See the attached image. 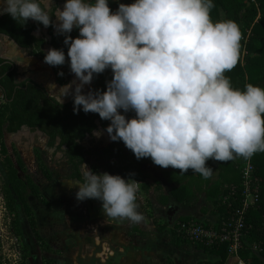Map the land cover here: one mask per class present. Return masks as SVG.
<instances>
[{
	"label": "clouds",
	"instance_id": "clouds-1",
	"mask_svg": "<svg viewBox=\"0 0 264 264\" xmlns=\"http://www.w3.org/2000/svg\"><path fill=\"white\" fill-rule=\"evenodd\" d=\"M0 5V15L19 25L31 19L64 37L68 59L63 48H49L44 63H68L74 79L49 83L48 89L61 104L71 96L74 113L82 109L110 121L93 131L95 137L106 131L138 160L151 158L181 174L191 169L205 179L214 171L209 159L227 162L264 152V88H233L225 76L237 64L241 36L234 22L212 21L213 0H133L114 11L109 0H65L54 13L53 0ZM108 69L106 90L83 91ZM129 112L134 116L127 118ZM134 175L95 172L83 162L82 180L64 183L78 188L77 201L99 200L105 218L139 224L145 217L138 211Z\"/></svg>",
	"mask_w": 264,
	"mask_h": 264
},
{
	"label": "trees",
	"instance_id": "trees-1",
	"mask_svg": "<svg viewBox=\"0 0 264 264\" xmlns=\"http://www.w3.org/2000/svg\"><path fill=\"white\" fill-rule=\"evenodd\" d=\"M214 7L210 11L213 22L229 20L234 22L240 32V47L238 61L235 67L225 76L230 78L233 88L243 90L246 84L258 85L264 88V0H213ZM119 3L131 4L133 0H109V7L114 11ZM45 27L31 19L24 26L19 25L8 14L0 15V35L12 39L20 48L34 49L41 57H44L46 41L39 38L36 33ZM52 36L54 48L67 49L61 36L55 34L52 26L47 27ZM70 35L75 38L79 35L74 29ZM246 38V41L243 40ZM245 52V53H244ZM63 76L59 75L60 84H67L71 78L69 65L62 69ZM110 69L95 76L100 90H106V82L103 77H109ZM112 73V72H111ZM18 69L15 63L0 56V91L3 102H0V144L2 145L3 166L6 172L7 181L4 195L7 200V208L15 213L14 227L19 235H22V226L19 218L20 211L26 215L36 239L42 247L49 250L45 238L39 231V224L35 211L32 207L30 197H35L41 203L48 205L42 190L34 178L28 173L25 177L26 163L20 154L12 158L9 154L5 141L7 134H17L24 127L31 131H40L48 138V148L55 149V154L61 153L66 160L68 169L65 176L70 180H82L83 162H89V155L93 150L87 149L83 142L97 130L98 121L106 129L110 121L102 120L97 113H85L82 109L78 113L73 111V99L61 104L60 101L49 94L47 89L31 78L18 81ZM67 76V79L64 77ZM108 81V79L106 80ZM123 114V111H122ZM131 118L134 113L125 114ZM119 143L124 144L122 141ZM130 154L136 162H152L151 158L136 159L131 150ZM38 167L51 180L53 174L44 161L47 151H37ZM238 160L242 162L250 160L255 167V176L261 184L260 201L256 208L250 209L247 216L248 236L251 242L262 243L264 251V152H257L250 158L237 157L231 161L221 162L209 159L206 163L213 170L218 169V181L215 189L217 195L224 184L235 186L238 198H232V205L222 203L221 199L215 201L219 222L222 218L233 216L241 206L243 174L240 170ZM186 174V173H185ZM182 174V177L185 176ZM201 178L202 176L198 174ZM232 190H223V195H229ZM188 187L181 185L173 188L172 195L183 201L188 197ZM188 221V219H185ZM209 251L220 254L225 260L229 256L230 246L227 243H218L212 247L203 246ZM262 251V252H263ZM241 257L250 264H264L263 258L253 254L247 246L240 251ZM31 251L27 244L23 248L22 260L19 264H30ZM0 264H5L0 255Z\"/></svg>",
	"mask_w": 264,
	"mask_h": 264
},
{
	"label": "crops",
	"instance_id": "crops-1",
	"mask_svg": "<svg viewBox=\"0 0 264 264\" xmlns=\"http://www.w3.org/2000/svg\"><path fill=\"white\" fill-rule=\"evenodd\" d=\"M44 29L38 31L36 35L46 41L44 47L46 53L49 48L54 47L52 36L49 31H44ZM33 51L34 49L20 48L9 37L0 35V56L15 63L19 73L18 81L31 78L43 85L48 92L49 83L54 82L58 86H62L58 80V73L62 72L68 63L57 67L49 66L44 63V57L38 55L37 51ZM64 52L67 60V50L64 49ZM24 74L25 78L22 79L21 76ZM73 79L74 74L71 73L69 82ZM94 83L98 87L94 78L91 85H86L83 91L87 93L89 89L95 90L97 87ZM49 94L60 101L59 97L50 92ZM71 99H73L71 96L64 97L63 103H67ZM103 129L100 127L97 130ZM44 138L48 139L46 136ZM83 145L87 149H95L97 151L96 158L106 153L107 167L103 172L120 175L125 179H128L131 173L135 174L131 178L140 184L136 201L139 205L138 211L145 217V220L139 224H133L127 220L105 218L99 200L87 199L82 202L76 200L81 206L77 213L81 217L91 219L92 233L87 238H81L84 248L89 246L90 250L87 254L89 259L86 257L83 264H205L223 262L220 254L209 251L201 244L184 239L177 232V224L180 220L184 221L182 219H195L208 226L219 223L220 216L217 214L215 201L221 199L224 194L223 190L228 187V184H224L217 195L215 187L219 178L218 169L213 171L210 178L205 179L200 178L198 173H193L191 169L182 177L179 169L162 168L149 161L136 162L129 149L119 141H111L106 131L99 138L92 134L83 142ZM102 149H104L103 152ZM95 155H89L87 165L93 171L98 172L100 168L92 166V161L96 160L92 159ZM62 161L66 164L67 170L66 160L62 158ZM215 171L217 172L216 176H214ZM65 180L75 181L66 178ZM181 185H186L189 193L188 197L180 202L172 195V190ZM178 219L180 220L178 221ZM82 228L86 230L85 225ZM248 235L239 252L229 253L224 264H250L240 254L245 246L258 256L263 253L260 257L264 261V251L255 250V246L262 247V243L251 242Z\"/></svg>",
	"mask_w": 264,
	"mask_h": 264
},
{
	"label": "rangeland",
	"instance_id": "rangeland-1",
	"mask_svg": "<svg viewBox=\"0 0 264 264\" xmlns=\"http://www.w3.org/2000/svg\"><path fill=\"white\" fill-rule=\"evenodd\" d=\"M64 3L65 0H53L54 6L51 13L55 12V5L63 9ZM53 20H55V17H53ZM44 31H48L47 28ZM61 37L63 38V36ZM243 40L246 41V38H243ZM21 78H25V74ZM111 78L112 73L109 72V77H103V81L106 82L107 79L110 80ZM94 85L97 87L96 83ZM0 102H3L1 91ZM44 137L38 131L25 129L16 135L7 134L4 143L12 158L15 159L17 154L23 157L26 169L25 173H21L22 176L25 177L29 173L36 183L39 184L44 197L48 201V205H46L35 197H30L39 224V231L47 244L50 245L51 248L49 250L42 247L41 243L36 239L29 220L23 211L19 213L22 235H19L14 227L15 213L8 210L7 200L4 195L7 176L3 166L2 145L0 144V255L5 264H19L22 260L25 244L29 246L31 251L30 264H83L86 257L89 259L87 255L90 252L89 246L84 248L81 238H87L92 233L90 229L91 219L81 217L77 213L81 209L75 197L78 188H70L64 183L67 170L66 164L62 161V154H55V149L48 148V139ZM90 150L94 151L92 155L97 153L95 149L90 148ZM37 151H47L44 161L53 174L51 180L47 179L46 175L38 167ZM101 151L103 152L104 149ZM105 155L106 153L97 158L95 155L92 158L93 160L94 158L96 159L92 161L93 168H100L98 172L105 171V167H107ZM238 163L240 170L245 171L248 162L238 160ZM215 173L217 174V172H214V176H216ZM232 187L228 186L227 189L231 190ZM224 198L225 195H222V203ZM182 220L185 221V219ZM84 225L86 230L82 228Z\"/></svg>",
	"mask_w": 264,
	"mask_h": 264
},
{
	"label": "built area",
	"instance_id": "built-area-1",
	"mask_svg": "<svg viewBox=\"0 0 264 264\" xmlns=\"http://www.w3.org/2000/svg\"><path fill=\"white\" fill-rule=\"evenodd\" d=\"M245 171H242V201L235 214L229 218L222 219L221 222L214 226H208L203 222L191 219L188 221H180L177 224V232L184 239L201 244L203 246L212 247L218 243H227L230 246L229 253H238L249 229L247 227V216L250 209L256 208L260 201L261 185L255 176V167L250 160ZM252 173V174H251ZM232 192L225 196L223 203L232 205V198L236 201L238 198L235 186L231 188ZM252 198V199H250ZM255 250L262 252L261 246H255ZM205 264H221V263H205ZM230 264V263H225ZM245 264V263H241Z\"/></svg>",
	"mask_w": 264,
	"mask_h": 264
},
{
	"label": "water",
	"instance_id": "water-1",
	"mask_svg": "<svg viewBox=\"0 0 264 264\" xmlns=\"http://www.w3.org/2000/svg\"><path fill=\"white\" fill-rule=\"evenodd\" d=\"M122 112V111H121ZM98 127L100 128V127H102V125H101V123L98 121ZM25 128V127H24ZM41 135H43L44 136V134L42 133V132H40V131H38Z\"/></svg>",
	"mask_w": 264,
	"mask_h": 264
},
{
	"label": "flooded vegetation",
	"instance_id": "flooded-vegetation-1",
	"mask_svg": "<svg viewBox=\"0 0 264 264\" xmlns=\"http://www.w3.org/2000/svg\"><path fill=\"white\" fill-rule=\"evenodd\" d=\"M25 129L29 130V129H28V128H26V127H25L23 130H25ZM23 130H22V131H23ZM20 132H21V131H20ZM20 132H18V133H20ZM18 133H17V134H18Z\"/></svg>",
	"mask_w": 264,
	"mask_h": 264
}]
</instances>
